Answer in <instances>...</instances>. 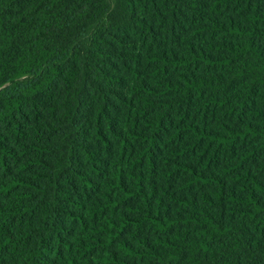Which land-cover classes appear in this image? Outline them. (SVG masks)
<instances>
[{"label": "trees", "instance_id": "16d2710c", "mask_svg": "<svg viewBox=\"0 0 264 264\" xmlns=\"http://www.w3.org/2000/svg\"><path fill=\"white\" fill-rule=\"evenodd\" d=\"M0 264H264V0H0Z\"/></svg>", "mask_w": 264, "mask_h": 264}]
</instances>
